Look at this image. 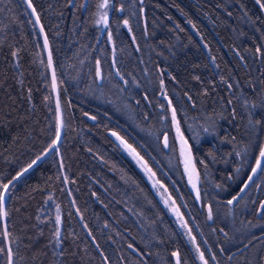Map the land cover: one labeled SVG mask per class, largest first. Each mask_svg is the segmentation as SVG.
I'll list each match as a JSON object with an SVG mask.
<instances>
[{"label":"trees","instance_id":"trees-1","mask_svg":"<svg viewBox=\"0 0 264 264\" xmlns=\"http://www.w3.org/2000/svg\"><path fill=\"white\" fill-rule=\"evenodd\" d=\"M31 1L49 42L63 130L6 191L12 264H175L173 253L179 264H202L111 129L173 179L210 264L205 242L218 264H264V172L228 204L264 139V9L256 0ZM100 5L107 26L97 23ZM163 95L193 152L200 208ZM56 130L38 28L24 0H0V186ZM0 249L7 264L1 218Z\"/></svg>","mask_w":264,"mask_h":264},{"label":"water","instance_id":"water-1","mask_svg":"<svg viewBox=\"0 0 264 264\" xmlns=\"http://www.w3.org/2000/svg\"><path fill=\"white\" fill-rule=\"evenodd\" d=\"M70 1H72V0H70ZM24 2L26 4L27 8L29 9V12H30V14H31V16H32L37 28H38L39 35H40V38H41V41H42V45H43V49H44V53L46 55L47 67H48V71H49L51 87H52V92H53V97H54L55 110H56L57 128L59 127V140H60L61 135H62V130H63L61 104H60L58 85H57V80H56L53 60H52V57H51L49 42H48L47 35L45 33V30H44V28L42 26L41 20H40V18L38 16L36 10H35V13H33L32 9L33 8L35 9V7H34L32 1H31V5H32L31 8L28 6L27 0H24ZM37 17H38V19H37ZM45 39H47V46H45ZM167 103L169 105V112H170V118H171L173 107L169 103L168 99H167ZM176 118H177V116H176ZM177 121H178V119H177ZM171 124H172L173 135H174V139H175V142H176L177 152H178V156H179V160H180L182 171L184 173L186 182L188 184V187H189L190 191L193 194L194 199L198 202L199 201V198H198L199 197V188H198L199 174H198V170L196 168L195 162H194V157H193V153H192V149H191L190 143L188 142L187 138L183 134V132H182V130L180 128V125H179V129L180 130H179V132H177L176 124L172 121V118H171ZM113 133H115V135H113ZM109 134H110L111 138L114 140V142H116L117 145H119L120 148L124 152H126L135 161L137 166L145 173V175L147 176V178L149 179L151 184L154 185L156 183L157 178H156L155 172L150 167V165L147 164L145 158H143L138 153V151L130 143H128L123 137H121L118 133H116L114 131H109ZM181 134L183 135V139L187 140V142H188L187 145L183 144L182 139H181ZM56 136H57V130H56ZM56 136L53 139V141L39 155H37L27 165H25L23 168H21L19 171H17L5 184H7L8 187H9L19 176H21L23 173L26 172L25 169H27V171H28L33 166H35L39 161H41L46 155H48L51 151H53L57 147V145L59 143V140H56ZM54 141H55V144H53ZM126 145H131V148H128ZM262 145H264V140L262 142ZM182 147L184 148L183 155H182V152H181ZM132 149H134L135 151L133 152ZM37 157H39V159H37ZM33 161H35V163H33ZM186 161L188 162L187 163V167H186ZM30 164L32 165V167L29 168ZM254 166H255V162H254L253 167ZM249 175H251V171H250ZM245 182H248L247 179L245 180ZM0 194H3L4 198H5L6 192H4L3 188L1 189ZM241 194L242 193H240L238 191L234 196H240ZM168 198L172 201V205H171L172 207H169V211H170L171 215L173 216V218H175L177 224H180L181 223L180 216L182 214H181L177 204L175 203L174 199L172 197H170V196ZM166 201L167 200L165 199V202ZM0 218H1V222H2L3 237H4L5 247H6V250H7L8 264H9V260H10V257H9L10 244H9L7 228H6L4 200H3L2 204H0ZM173 258H174L175 264H179V258H178L177 253H176V255H173ZM11 264H12V255H11Z\"/></svg>","mask_w":264,"mask_h":264},{"label":"snow or ice","instance_id":"snow-or-ice-1","mask_svg":"<svg viewBox=\"0 0 264 264\" xmlns=\"http://www.w3.org/2000/svg\"><path fill=\"white\" fill-rule=\"evenodd\" d=\"M27 2H28V6L31 8L32 7L31 0H27ZM256 3L259 4L262 9H264V3H261V0H256ZM104 6H106V5H100V7H104ZM32 10H33V13H35V9L33 8ZM122 10L123 9H121V11ZM37 19H38V17H37ZM101 22H103L105 24V26H107V12H105L103 14V17H102L101 20L97 21V23H101ZM124 23H125V25H127L128 21L125 20ZM45 46H47V39H45ZM257 51H259V49ZM100 75H101V73H100V70L98 68L97 69V76L99 77ZM161 84L163 85V82H161ZM169 103H171V102L169 101ZM171 118H172V121L176 124L177 132H179V130H180L179 129V122L177 121L176 110L174 108L172 109ZM93 119H94V117H93ZM113 135H115V133H113ZM181 139H182L183 144L187 145L188 142H187V140L183 139V135L182 134H181ZM56 140H59V127L57 128ZM164 143H165V146H167V137L166 136H165ZM53 144H55V141L53 142ZM126 146L128 148H131V145H126ZM132 151L134 152L135 150L132 149ZM181 152H182V155H183V153H184V148L183 147L181 149ZM237 155H240V154L237 153ZM37 159H39V157H37ZM33 163H35V161H33ZM187 163L188 162L186 161V167H187ZM30 167H32L31 164L29 165V168ZM25 171H27V169H25ZM237 171H239V169H237ZM259 172H264V145L260 146L258 156L255 158V166L251 168V175H249L247 177V181L248 182H245L243 184V186L239 189L240 193H243L249 187V182H252L254 177L257 176ZM0 187L3 188L4 192H6L7 189H8V185L7 184H4V185H2ZM238 199H239V196H233L230 200H228V204H233V202L237 201ZM3 200H4V195L0 194V204H2ZM260 209L262 211H264V202H261ZM211 218H212V216H211V208H209V219H211ZM57 223H59V219H57ZM56 235L58 237L59 236V232H57ZM129 247H131V245H129ZM0 251H3V249H0ZM197 251H199V249H197ZM173 255H176V253H173ZM9 257H10L9 264H11V250L10 249H9ZM200 259L204 262V264H207V261L204 258L203 252H200Z\"/></svg>","mask_w":264,"mask_h":264},{"label":"flooded vegetation","instance_id":"flooded-vegetation-1","mask_svg":"<svg viewBox=\"0 0 264 264\" xmlns=\"http://www.w3.org/2000/svg\"><path fill=\"white\" fill-rule=\"evenodd\" d=\"M130 142V141H129ZM132 143V142H131ZM138 150L139 152L142 154L144 153V151L140 150V148L138 146H136L134 143H132ZM145 158H148L145 153L142 154ZM148 161H150V159L148 158ZM151 163L154 162L155 160L150 161ZM157 162V161H156ZM156 165H154L155 167V171H156V176H158L162 182H163V188L164 190L168 191V193L174 198V200L181 206V211H182V215L180 216L184 226H181V230H185L186 231V236L189 237L190 242L192 244V246L195 248V253H196V257L199 261H202L200 259V254L197 251V249H199V251L203 252L204 254V258L207 261V264H210V262L208 261L206 254L204 253V250L202 249V247L200 246V242L198 241L196 235L193 232V229L191 227L190 224H192L198 231L199 236L201 237V231L196 227V224L194 222V220L191 218L189 211L187 210V206L184 203L183 197L181 196L179 190L177 189L176 185L174 184L173 179L170 177V175L165 171L164 168H162L160 166L159 163H155ZM197 204V203H196ZM200 208L201 204H197ZM186 212V215H185ZM186 225V226H185ZM202 238V237H201ZM203 239V238H202ZM203 242H205L203 240ZM205 246L209 252L210 258L213 262V264H218L216 258L214 257L213 253L210 251L209 246L207 244V242H205ZM202 264H204V262L202 261Z\"/></svg>","mask_w":264,"mask_h":264},{"label":"rangeland","instance_id":"rangeland-1","mask_svg":"<svg viewBox=\"0 0 264 264\" xmlns=\"http://www.w3.org/2000/svg\"><path fill=\"white\" fill-rule=\"evenodd\" d=\"M104 1V0H103ZM107 0H105L104 2H106ZM103 12H105V8L103 7V10H102V13ZM144 154V153H143ZM159 178V177H158ZM186 183V186H188V184H187V182H185ZM162 193H164L163 192V189H162ZM166 200H167V203H166V207H167V209H168V211H169V207H172L171 205H172V202H171V200H169V198L166 196ZM180 208H181V206H180ZM221 249V248H220Z\"/></svg>","mask_w":264,"mask_h":264},{"label":"bare ground","instance_id":"bare-ground-1","mask_svg":"<svg viewBox=\"0 0 264 264\" xmlns=\"http://www.w3.org/2000/svg\"><path fill=\"white\" fill-rule=\"evenodd\" d=\"M51 52V51H50ZM51 57H52V55H51ZM53 60V59H52ZM77 213H79V212H77Z\"/></svg>","mask_w":264,"mask_h":264}]
</instances>
